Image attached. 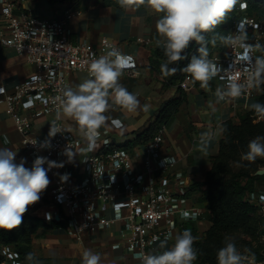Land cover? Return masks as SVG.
<instances>
[{"label":"built area","instance_id":"1","mask_svg":"<svg viewBox=\"0 0 264 264\" xmlns=\"http://www.w3.org/2000/svg\"><path fill=\"white\" fill-rule=\"evenodd\" d=\"M0 11L4 22L0 30V46L25 56L34 68V72L12 90L0 87V102L5 103L6 113L21 134L23 150L32 158V163L41 156L64 164L48 171L51 188L46 203L48 210L43 219L51 223L59 217L57 222L65 224L64 229L77 243H82L86 235L121 222L126 246L132 254H160L170 249L176 235L182 234L188 223L197 222L206 215L207 210L199 206H183L190 199V186L184 176L171 173L174 163L164 159L166 126L148 144L134 150L112 149V145L117 144L111 131L101 127L91 150L87 141L84 175L80 181L72 175L71 162L64 155L68 147L69 158H72L79 142L67 128L63 114L58 117L55 98L61 89L70 87V74L84 73L90 78L88 64L91 60L106 55L113 47L120 51L119 46L107 38H102L97 45L73 43L68 27L76 14L71 10L53 18H43L5 1L0 4ZM249 12L248 3L238 1L231 11L225 36H235L237 26H241L247 34L246 43L261 46L248 54L254 60L264 57V11L261 9L252 15ZM138 42L152 45L150 40L139 39ZM131 57L133 66L125 69L123 75L137 74L138 63ZM208 58L221 67L220 73L212 80L221 82L224 87L227 75L231 74L239 83L246 84L250 65L243 48L227 45L225 57L213 55ZM195 86L190 79L180 83L185 92ZM256 88H247L239 97L222 102L236 110L240 102L254 99ZM40 114L50 116L51 125L55 122L53 131L59 132L51 137L49 134L37 135L34 125ZM121 125L118 119L110 121L111 127ZM45 141L47 145L41 147ZM65 174L68 179L61 182L60 177ZM245 201L264 223V180L247 192ZM49 213L50 221L46 219ZM108 213H113L114 217H109ZM245 240L247 243L238 249L242 253L245 249L250 250L249 255L255 254V264H264V233ZM162 244L165 246L161 247ZM5 256L6 261L2 264H23L14 252L5 250ZM194 264L208 263L197 258Z\"/></svg>","mask_w":264,"mask_h":264},{"label":"crops","instance_id":"2","mask_svg":"<svg viewBox=\"0 0 264 264\" xmlns=\"http://www.w3.org/2000/svg\"><path fill=\"white\" fill-rule=\"evenodd\" d=\"M12 2L19 9H28L34 15L53 18L67 11L76 15L69 23L70 38L73 43L97 45L102 38L116 43L123 54L133 56L138 63L136 75H123L119 83L137 95L141 107L135 112H128L113 105L106 113L109 120L102 127L111 131L116 144L125 143L135 138L136 133L146 129L160 110L161 106L177 95L176 87H165L162 77L153 68L151 59L155 49H163L162 38L156 30V22L162 14H155L146 5L139 7H121L116 0L104 4L99 0H0ZM0 11V30L3 26ZM223 37H226L225 35ZM150 40L152 45L140 44L138 40ZM227 45L221 39L208 49V57H225ZM34 72L25 56L16 54L12 49L0 46V87L12 90ZM89 77L84 73L68 76L69 86L75 88ZM223 84L216 80L209 82L207 89L193 87L186 92L187 100L180 109L175 121L167 128L164 139L163 156L165 161L173 162L171 173L184 176L191 187L203 183L212 168V159L219 151L223 138V124L227 121L240 123L241 115L251 110L254 99L242 101L234 110L230 104L219 101L215 92ZM111 103V100L109 101ZM148 105V110L143 106ZM112 119H118L119 128L110 126ZM67 128L73 132L79 142L70 164L72 175L80 181L84 175V158L87 154V140L81 135L74 120L64 116ZM51 117L40 114L35 121L34 131L39 136L49 134ZM0 148L16 152V162L25 159V167H32V158L22 147V136L13 120L6 113V105L0 102ZM48 175V172H47ZM51 184L43 192L41 199L29 207L28 213L44 218L48 210L46 205ZM201 191L191 192L190 199L183 206L205 207L200 201ZM207 210V209H206ZM114 217L113 213H108ZM195 228L196 238L203 237L211 226L207 213L186 227ZM208 228L205 229V226ZM191 234L192 232L189 231ZM193 235V234H192ZM91 250L101 256V264H140L126 246V235L121 222L98 230L93 235H86L82 243H77L65 229L39 231L32 240L31 253L34 264H81L84 250Z\"/></svg>","mask_w":264,"mask_h":264},{"label":"clouds","instance_id":"3","mask_svg":"<svg viewBox=\"0 0 264 264\" xmlns=\"http://www.w3.org/2000/svg\"><path fill=\"white\" fill-rule=\"evenodd\" d=\"M118 3L125 8L146 5L155 14H162L156 22V30L162 38L164 55L167 58L166 63L161 65V72L169 75L177 71L169 65L187 59L184 53L192 42L203 45V33L213 31L222 24L238 0H118ZM221 39L226 45H238L244 49L250 69L246 84L239 83L231 74L227 75L226 85L216 89L217 102L237 98L247 88L264 84V57L253 60L248 55L261 46L246 43L247 34L242 31L241 26H237L235 36ZM198 52L200 54L193 55L182 71L190 74L194 81L207 89L209 82L220 73L221 67L208 58L205 47L201 46ZM132 66L133 58L113 47L106 55L91 60L88 64L89 79H85L75 88L61 89L55 98L58 117L62 113L75 121L79 132L88 141L89 150L95 143L98 130L109 120L106 113L113 105L128 112H135L141 107L137 95L119 83L123 71ZM250 107L257 114L264 115V104L255 103ZM143 110L147 111L148 105H144ZM53 125L49 131L50 137L59 132L53 131ZM47 143L45 141L41 147ZM35 144L36 141L33 145ZM247 149L244 159L251 161L258 157L264 158V136H257L249 141ZM69 151L68 147L65 148L64 155L68 162H72L74 155L69 158ZM15 158L16 152L0 148V230L5 231H12L22 225L23 216L29 207L40 201L50 184L47 172L64 166L63 163L47 157L37 156L32 167L27 168L25 159L22 158L17 163ZM45 164L48 165L47 168L44 167ZM60 179L61 182H66L68 175H62ZM46 219L51 220L50 213L46 215ZM195 240L196 237L185 230L176 235L170 249L160 254L139 252L135 258L140 264H194L198 258L197 249L194 247ZM248 253L250 250L245 249L242 253L232 239L225 237L224 246L216 253L217 264H255V254ZM26 258L31 260L32 254L29 253ZM81 264H101V256L86 249L82 253Z\"/></svg>","mask_w":264,"mask_h":264},{"label":"trees","instance_id":"4","mask_svg":"<svg viewBox=\"0 0 264 264\" xmlns=\"http://www.w3.org/2000/svg\"><path fill=\"white\" fill-rule=\"evenodd\" d=\"M104 4H110L113 0H99ZM118 2V0H116ZM241 1V0H238ZM250 7L249 14L264 11V0H243ZM119 5V4H118ZM231 20V12L226 20L218 25L213 31L203 33V45L192 42L184 55L187 59L170 64V68H176L174 74L164 75L161 72V65L166 63L164 49L153 51L151 63L153 68L163 79L165 87H176L177 95L173 99L166 101L158 111L155 120L150 125L136 133L133 140L112 145V149L134 150L148 144L158 131L166 126L169 128L175 121L181 107L187 100L186 92L180 87V83L185 79L194 81L190 74L182 71L189 63L193 55H199L198 49L203 46L207 49L213 48L221 37H223ZM197 87L200 83L194 81ZM254 104H264V94L255 96ZM264 115L257 114L250 110L241 115L240 123L227 121L223 124V138L220 142L219 151L212 159V168L208 172L203 183H197L190 187L191 192L201 191L200 201L205 204L210 213L211 226L203 237L196 238L194 247L197 249L198 258L208 264H217V250L224 246L225 237L232 239L237 248L245 245L239 235H248L255 238L258 233H264V223L255 215L254 209L245 201L247 192L252 191L257 183L264 180V175H256L260 168H264V158H256L254 161L258 165L255 172L251 173L250 166L241 169L237 173L232 171V162H235L248 151L249 141L257 136H264V123L254 121ZM250 161V160H248ZM62 222L47 223L43 218L34 217L28 212L23 216L22 225L12 231L0 230V264L6 261L5 250L18 255V260L23 264H34V257L29 260L26 257L31 253L32 240L41 230L53 231L64 229ZM191 231L195 237V228L191 225L184 231ZM238 235V236H237ZM32 254V253H31Z\"/></svg>","mask_w":264,"mask_h":264},{"label":"rangeland","instance_id":"5","mask_svg":"<svg viewBox=\"0 0 264 264\" xmlns=\"http://www.w3.org/2000/svg\"><path fill=\"white\" fill-rule=\"evenodd\" d=\"M262 94H264V84H261L259 87L256 88V95L255 96H259ZM258 122L264 123V116H261L254 121V123H258ZM249 166L251 167L250 168L251 173L255 172L256 167L258 168V165L255 163L254 160L248 161L247 159H244L243 157H241L238 160H236L235 162H232V171H233V173H237L241 169H243L245 167L247 168ZM262 169L263 168H260V170H262ZM207 213L210 215V213L208 211H207ZM210 217H211V215H210ZM207 228H208V225L205 226V229H207ZM239 237H241L242 241H246L245 239L248 238V235H241V236L239 235Z\"/></svg>","mask_w":264,"mask_h":264},{"label":"water","instance_id":"6","mask_svg":"<svg viewBox=\"0 0 264 264\" xmlns=\"http://www.w3.org/2000/svg\"><path fill=\"white\" fill-rule=\"evenodd\" d=\"M258 175L259 176H263L264 175V170L263 171H259L258 172ZM58 220H59V217L56 218V221H58Z\"/></svg>","mask_w":264,"mask_h":264}]
</instances>
